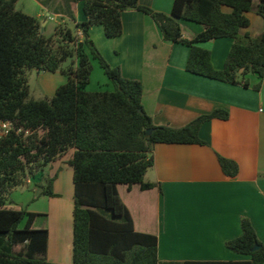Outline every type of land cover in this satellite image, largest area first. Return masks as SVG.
Masks as SVG:
<instances>
[{"label": "trees", "instance_id": "trees-1", "mask_svg": "<svg viewBox=\"0 0 264 264\" xmlns=\"http://www.w3.org/2000/svg\"><path fill=\"white\" fill-rule=\"evenodd\" d=\"M78 1L83 3L85 20L75 23L74 29L59 24L46 37L40 33L39 19L15 10L16 0H0V122L20 130L0 136V264H56L44 259L48 231L32 228L37 214L7 208L6 200L27 179L38 185L44 182L40 193L55 196L54 178H46L44 170L70 150L71 264H162L157 238L134 231L117 186L152 188L144 175L153 166L156 144L204 145L198 136L201 125L226 120L228 114L215 109L181 128L155 126L143 111L140 82L123 78L118 67L105 61L89 29L100 25L107 38H115L122 33V12H141L153 20L163 41L189 48L185 69L190 74L243 88L249 87L247 76L255 75L259 81L252 88L259 90L264 77V30L256 37L240 30L249 26L250 11L264 21V0H173L169 15L144 7L139 0H63L72 23L70 4ZM180 21L200 24L203 30L186 40ZM220 38L233 43L223 68L215 70L210 52L200 45ZM90 59L102 69L112 91L86 89ZM26 70L59 72L67 81L51 98L29 99ZM218 162L226 177L237 175L234 161L218 156ZM240 227L241 235L225 246L249 256L248 260L183 264H264V246L251 222L242 218Z\"/></svg>", "mask_w": 264, "mask_h": 264}, {"label": "crops", "instance_id": "crops-1", "mask_svg": "<svg viewBox=\"0 0 264 264\" xmlns=\"http://www.w3.org/2000/svg\"><path fill=\"white\" fill-rule=\"evenodd\" d=\"M139 3L169 15L173 0H139ZM62 4L63 0L53 4L52 0H40L46 17L54 12L65 23L68 18ZM82 4V1L70 4L73 25L85 20ZM246 17L249 26L241 29L240 34L260 35L264 30L263 19L254 11L246 13ZM36 18L42 19L41 15ZM47 23L46 19L45 26ZM121 23L122 33L118 37L107 38L100 25L90 27L89 37L105 61L119 68L123 78L140 82L143 111L155 126L181 128L215 109L228 114L226 120L212 119L201 125L198 136L204 145L156 144L152 151L153 166L144 175V182L153 184L152 188L117 186L134 231L157 238V257L162 264L248 260L249 256L231 251L225 243L241 235V219L247 218L264 246V77L259 90H254L252 87L259 81L255 75L247 76L249 87L243 88L190 74L185 69L189 48L163 41L148 15L127 10L121 14ZM180 27L186 40L203 30L202 25L187 21H180ZM232 43L230 38H220L201 44V48L210 52L215 70L223 68ZM95 68L92 66L86 89L90 92L101 91V86L110 89L106 77L93 85L91 75L97 72ZM57 80L62 85L67 78L64 75ZM43 88L53 89L51 79L43 80ZM72 152L52 164L69 165ZM218 156L237 164L235 177L222 173ZM57 169L56 175L48 176L55 177L52 184L55 196L42 195L41 185L35 187L31 179L20 188L34 189L48 204L44 210H25L37 214L33 229L48 231L44 259L71 264L72 167L61 175L58 174L63 170L61 166ZM62 183H66V199L60 193ZM16 207L7 206L22 209ZM39 218L43 221L35 226Z\"/></svg>", "mask_w": 264, "mask_h": 264}, {"label": "rangeland", "instance_id": "rangeland-1", "mask_svg": "<svg viewBox=\"0 0 264 264\" xmlns=\"http://www.w3.org/2000/svg\"><path fill=\"white\" fill-rule=\"evenodd\" d=\"M55 1L57 0H52V4L55 3ZM61 1V0H59ZM14 8L16 11L22 12L26 15L35 17L37 15H41V21L40 23H42L43 20L47 19V25L45 26V24L43 23L41 26L44 29L43 34L44 36L48 37L50 35H52L54 33V30L56 28L57 25L59 24H63L61 22V19L58 18L54 12H51L49 16H45L46 12L42 10L41 5H40V0H16L15 4H14ZM64 22L66 24V26L70 29H74V25L71 21H69L68 19H64ZM201 47V45H200ZM90 63L91 66L95 65V70L97 72H93L91 75L92 78V83L93 85H97V82L100 81V79L102 77H106L102 71V69L99 67V65L96 63L95 60L90 59ZM26 77H27V83H28V98L29 99H33V100H40V99H44V98H51L54 93L55 90L61 86L57 83V79L58 77H63L61 76L62 74H53V73H47V72H38L37 70H26ZM59 73V72H57ZM44 79H51V84L53 86V89L51 88V90H48L46 88H43V80ZM107 79V78H106ZM108 83L110 84V89H106L104 86L99 87L101 91H112L113 90V86L112 84L109 82V80L107 79ZM63 85V84H62ZM54 163V162H52ZM50 164L48 166V168H45L44 170V174L46 176V178H48V176L50 174L56 175L57 174V168L59 166H61V168L63 169L62 171H60L58 174H64L65 171H67L66 169H70L71 167H69V165L67 163H61L59 164ZM53 165V166H52ZM51 166L53 167V171L51 168ZM55 179V177H53ZM34 183V182H33ZM35 184L38 187V183L35 182ZM42 185L39 186L40 188L44 186V182L41 183ZM66 183H62V186L60 187V193L63 195V197L66 199V187H65ZM40 185V184H39ZM15 190H17V192H13V193H9L7 196V202H6V206L8 207H17L16 208H22L24 210H44L47 208L48 204L45 202V200L43 198H41V196H39L37 193L34 192V189H30L28 191V188H16ZM42 190V188H41ZM41 192V191H40ZM16 205H15V204ZM19 204V205H18ZM42 218H39L36 223L35 226H39V224L42 222Z\"/></svg>", "mask_w": 264, "mask_h": 264}, {"label": "built area", "instance_id": "built-area-1", "mask_svg": "<svg viewBox=\"0 0 264 264\" xmlns=\"http://www.w3.org/2000/svg\"><path fill=\"white\" fill-rule=\"evenodd\" d=\"M77 36L79 38L82 37L81 32H77ZM15 132L16 134L20 132L19 129H14V126L10 122H0V136H6L10 132ZM25 134H28L27 131H25Z\"/></svg>", "mask_w": 264, "mask_h": 264}, {"label": "water", "instance_id": "water-1", "mask_svg": "<svg viewBox=\"0 0 264 264\" xmlns=\"http://www.w3.org/2000/svg\"><path fill=\"white\" fill-rule=\"evenodd\" d=\"M44 22H45V20H43V22L40 23V27H41V29H40V33H43V31H44V28L41 26ZM149 132H150V130L147 131V133H149ZM257 248H258V247L255 246V247L253 248V250H256Z\"/></svg>", "mask_w": 264, "mask_h": 264}]
</instances>
